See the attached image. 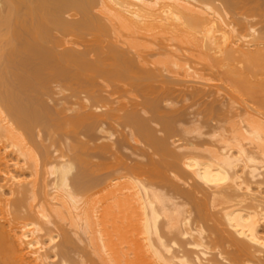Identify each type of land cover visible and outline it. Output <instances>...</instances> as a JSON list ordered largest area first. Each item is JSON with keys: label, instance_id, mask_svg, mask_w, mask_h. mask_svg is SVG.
<instances>
[{"label": "bare ground", "instance_id": "1", "mask_svg": "<svg viewBox=\"0 0 264 264\" xmlns=\"http://www.w3.org/2000/svg\"><path fill=\"white\" fill-rule=\"evenodd\" d=\"M0 264H264V0H0Z\"/></svg>", "mask_w": 264, "mask_h": 264}, {"label": "rangeland", "instance_id": "2", "mask_svg": "<svg viewBox=\"0 0 264 264\" xmlns=\"http://www.w3.org/2000/svg\"><path fill=\"white\" fill-rule=\"evenodd\" d=\"M68 45H69V44H68ZM77 46H78L77 48H79V49H81V48L84 49V46H83V45H82V46H81V45H77ZM221 93L224 94V95H225V94L227 95L226 90H223ZM117 97H118V94H116V95H112V98H117ZM119 154H120V153H119ZM93 159L95 160V158H93ZM96 161H97V160H96ZM4 181H5V180H3L2 182L4 183ZM6 183H7V182H5L4 184H6ZM6 187H7V185H6ZM6 187L4 188V189H6V190H3L4 192L7 193V194L4 193V194H5V197H6L7 199H9L10 202H13V201H14L13 199H14V198H17V196H16V197H15L14 195L10 196L11 194H9V191H8L9 189H7V188H9V187H7V188H6ZM8 194H9V195H8ZM6 195H7V196H6ZM2 196H3V195H2ZM3 197H4V196H3Z\"/></svg>", "mask_w": 264, "mask_h": 264}]
</instances>
